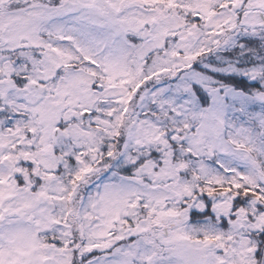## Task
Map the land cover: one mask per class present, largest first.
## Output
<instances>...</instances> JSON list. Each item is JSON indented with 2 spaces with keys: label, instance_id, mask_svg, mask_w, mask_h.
Returning <instances> with one entry per match:
<instances>
[{
  "label": "snow or ice",
  "instance_id": "snow-or-ice-1",
  "mask_svg": "<svg viewBox=\"0 0 264 264\" xmlns=\"http://www.w3.org/2000/svg\"><path fill=\"white\" fill-rule=\"evenodd\" d=\"M0 264H264V0H0Z\"/></svg>",
  "mask_w": 264,
  "mask_h": 264
}]
</instances>
